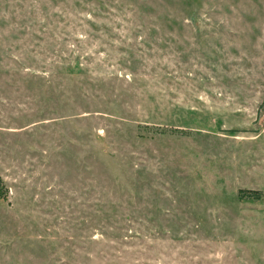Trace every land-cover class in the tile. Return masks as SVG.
Here are the masks:
<instances>
[{
    "label": "rangeland",
    "instance_id": "374dc122",
    "mask_svg": "<svg viewBox=\"0 0 264 264\" xmlns=\"http://www.w3.org/2000/svg\"><path fill=\"white\" fill-rule=\"evenodd\" d=\"M0 264H264V0H0Z\"/></svg>",
    "mask_w": 264,
    "mask_h": 264
},
{
    "label": "trees",
    "instance_id": "16d2710c",
    "mask_svg": "<svg viewBox=\"0 0 264 264\" xmlns=\"http://www.w3.org/2000/svg\"><path fill=\"white\" fill-rule=\"evenodd\" d=\"M0 182H1V178H0ZM263 191H261L260 189H249V188H240L239 189V196L240 197H251V198H260L263 196Z\"/></svg>",
    "mask_w": 264,
    "mask_h": 264
}]
</instances>
